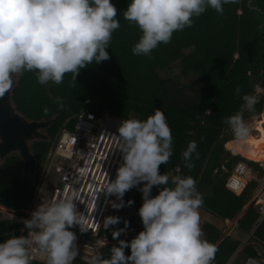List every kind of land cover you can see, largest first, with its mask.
I'll list each match as a JSON object with an SVG mask.
<instances>
[{
    "label": "clouds",
    "instance_id": "9594fccd",
    "mask_svg": "<svg viewBox=\"0 0 264 264\" xmlns=\"http://www.w3.org/2000/svg\"><path fill=\"white\" fill-rule=\"evenodd\" d=\"M236 2L130 0L123 18L141 33L131 49L132 54L150 56L160 44H169L174 33L191 28L194 17H200L209 8L223 15L224 5ZM117 17V9L111 0H0V97L11 89L14 77L25 72H33L42 86L49 83L60 85L66 74H71L72 80L76 81L80 71L88 65L107 61L106 49L113 33L121 26ZM239 92L237 88L236 93ZM257 94L243 95L240 111L224 120L237 144L246 142L250 134L259 136L256 127L264 114V100ZM258 101H263V111L255 117L250 132L243 112L254 111ZM55 103L58 109H63L62 97H57ZM49 111L47 107L43 109L45 115ZM85 111L89 110L82 112ZM117 132L118 135H114L115 148L122 155V163L115 179H108L102 191L115 197L111 207L119 210L134 203L138 189L143 201L138 210L143 230L136 236L131 232L133 239L128 242L119 240V246L111 247L108 258L98 250L106 247V240H98L96 249L82 257L85 264H212L218 248L203 238L199 213L203 196L197 189L196 179L190 175H176L170 180L169 175L159 171L173 155L172 129L164 112L156 109L145 120L124 119ZM196 150L197 143L190 141L182 153L184 166L189 170L195 167L192 157L196 153L198 158ZM46 162L47 158L44 165ZM43 170L44 166L41 173ZM40 180L41 175L39 183ZM154 187L158 189V195L153 197ZM132 191H135L133 201L125 203L123 197ZM78 195L77 190L69 188L64 196L41 203L31 213V219L23 220L24 229L21 231H26V235H11L0 242V264H34L37 258L43 264H74L79 250L77 235L70 229L78 226L81 233L87 232V217L76 206ZM136 212L137 209L134 215ZM128 220L123 221L124 228L112 231L114 240L128 228ZM120 222V217L109 216L103 220L102 227L106 231ZM96 225L101 226L97 222ZM125 249L130 250V255L125 254ZM257 253L258 257L254 259L258 260L262 256L258 250ZM238 257L243 261L248 258L240 257L236 252L230 261L237 263Z\"/></svg>",
    "mask_w": 264,
    "mask_h": 264
},
{
    "label": "trees",
    "instance_id": "16d2710c",
    "mask_svg": "<svg viewBox=\"0 0 264 264\" xmlns=\"http://www.w3.org/2000/svg\"><path fill=\"white\" fill-rule=\"evenodd\" d=\"M111 2L117 9L121 26L113 33L106 49L107 61L88 65L80 71L76 81L72 80L71 74H66L60 85L42 86L33 72L18 76L13 95L18 111L30 120L56 117V121L45 130L51 138L50 143H33V154L38 162L34 179L29 175L23 177V162L17 155L0 165V204L14 210L31 206L51 147L62 131L75 129V118L83 110L145 120L160 109L173 135V155L168 164L160 166V174L169 175L170 180L176 175L192 176L203 196L201 214L231 225L259 188L258 182L252 181L240 196L230 192L226 184L235 165L244 161L264 174L258 164L226 149L234 142V136L224 123L226 118L240 111L243 95H256L259 91L258 78L264 70V0H237L234 4H226L223 15L209 8L200 17H194L191 28L174 33L169 44H160L150 56L132 54L131 49L141 33L123 18L130 0ZM176 65L181 69L178 76L162 75ZM192 76L197 79L184 84V80ZM57 97L64 99L63 109H58ZM45 107L50 109L47 115L43 112ZM262 111L263 101H258L254 111L243 112V118H255ZM190 141L197 143L198 153V158L196 153L193 154L195 167L191 170L184 166L182 157ZM156 195L158 189L154 187L152 196ZM133 200L137 214L128 220L131 232L136 223H140L143 230L138 215L143 201L138 189ZM259 218L256 205L252 203L229 231L231 234L227 232L229 235L211 222L204 223L203 238L218 248L212 264H227L242 247L245 258H257L255 246L264 249V220L253 231ZM21 227L11 221L0 223V242L11 235L19 237ZM113 227H124V223L121 221L108 230ZM113 246H119V243L104 248V258L110 256ZM125 254L130 255V250L125 249ZM74 264L85 262L76 260Z\"/></svg>",
    "mask_w": 264,
    "mask_h": 264
},
{
    "label": "built area",
    "instance_id": "2783aa9c",
    "mask_svg": "<svg viewBox=\"0 0 264 264\" xmlns=\"http://www.w3.org/2000/svg\"><path fill=\"white\" fill-rule=\"evenodd\" d=\"M258 79L257 96L264 100V70ZM75 119V129L62 131L57 143H54L50 149L31 206L24 210H14L0 204V223L7 221L19 223L22 226L19 229V236L26 235V231H21L24 229L23 220L31 219V213L41 203L60 198L69 188H73L79 194L76 202L77 210L87 217L85 225L87 232L81 233L78 226L70 230L77 235L76 244L79 255L76 260L85 262L82 257H86L90 250L96 249L98 240L105 239L106 247H108L117 244L119 240L128 241L132 238V233L127 228L114 240L112 231L124 227H113L111 230L104 231L103 220L109 216H117L121 218V221H125L132 218L134 213L130 214V206L119 210L113 209L111 202L115 201V197L107 196L102 191L108 179H115L116 171L122 163V155L115 148L114 135H118L117 129L124 119L106 112L98 115L89 111L82 112ZM258 163L264 171V162ZM251 181L259 183V188L251 201V204L256 205L260 216L254 231L264 220V174L262 175L260 171L254 170L248 164L239 163L234 168L227 187L233 193L240 194ZM134 194L135 191L126 192L123 197L124 202L132 200ZM249 206L245 207L244 212L238 216L236 224L245 215ZM96 222L101 226L97 227ZM106 247H99V252L102 254ZM243 248L237 251V254L241 253ZM34 262L43 264L39 258ZM229 264H264V260L259 261L248 257L242 263L231 260Z\"/></svg>",
    "mask_w": 264,
    "mask_h": 264
},
{
    "label": "water",
    "instance_id": "95a60500",
    "mask_svg": "<svg viewBox=\"0 0 264 264\" xmlns=\"http://www.w3.org/2000/svg\"><path fill=\"white\" fill-rule=\"evenodd\" d=\"M18 79V76L14 77L11 89L0 97V163L17 155L23 162V177L29 175L34 179L38 162L33 155V143L51 142L44 130L53 126L56 117L34 121L21 114L13 98ZM262 126L264 128V124Z\"/></svg>",
    "mask_w": 264,
    "mask_h": 264
},
{
    "label": "rangeland",
    "instance_id": "374dc122",
    "mask_svg": "<svg viewBox=\"0 0 264 264\" xmlns=\"http://www.w3.org/2000/svg\"><path fill=\"white\" fill-rule=\"evenodd\" d=\"M180 72H181V69L179 68V65H176V66H174L173 68H172V70H170V72H163L162 73V75L163 76H167V75H169V74H173V75H176V76H178L179 74H180ZM197 78L195 77V76H192L191 78H189V79H186V80H184V84H187V83H191V82H193V81H195ZM132 118H135L136 119V117L134 116V117H132ZM244 119V118H243ZM261 119V118H260ZM254 120H255V118H250V119H248V120H245L244 119V121L246 122V124L249 126V128H250V132H252L251 131V129H252V127H253V124H254ZM252 135V134H251ZM57 143V140L55 141V144ZM233 148V150L234 151H238V149H239V151L241 150L240 149V144L239 145H237V146H235V147H232ZM227 149V148H226ZM243 150V149H242ZM238 151V152H239ZM240 153V152H239ZM250 161V160H249ZM48 163H49V161H48ZM47 163V164H48ZM0 165H2V163H0ZM135 189H137V188H135ZM134 196V195H133ZM133 201V200H132ZM137 209V206H136V204H135V202L130 206V210H131V212H130V214L131 215H133V213H135V210ZM199 213H200V226H201V229L203 230V225H204V223H206V222H211V223H213V224H215V226H217V227H219L221 230H223L224 231V233H226L227 234V232L229 233V234H231L229 231H231V230H233V228L235 227V225H236V221H237V219H235V221L231 224V225H224V223H220V222H218L216 219H214V218H212V217H210V216H206V215H204V214H201L202 212L201 211H199ZM136 214H137V212H136ZM140 231H142L141 230V224L140 223H136L135 224V229H134V232H133V236H136ZM228 234V235H229ZM232 235H235V233H233ZM236 237H238V235L236 236ZM249 238V237H248ZM247 238V239H248ZM246 240V239H245ZM256 247V250H258V252H259V254H261V256L262 257H260L258 260L259 261H261V260H264V249H262L260 246H258V245H256L255 246ZM240 257H244L243 256V254H241L240 253ZM239 257L236 259V261H237V263H241L243 260H239Z\"/></svg>",
    "mask_w": 264,
    "mask_h": 264
},
{
    "label": "bare ground",
    "instance_id": "6f19581e",
    "mask_svg": "<svg viewBox=\"0 0 264 264\" xmlns=\"http://www.w3.org/2000/svg\"><path fill=\"white\" fill-rule=\"evenodd\" d=\"M261 122H259L258 125V131H259V136H253L249 135V138L247 139L246 142L243 144H240V151H234L232 147H235L239 144L236 142L229 143L226 148L233 153L237 155H241L242 157L254 161V162H264V114L261 117ZM248 147V150L246 148ZM243 149V150H242Z\"/></svg>",
    "mask_w": 264,
    "mask_h": 264
},
{
    "label": "flooded vegetation",
    "instance_id": "af4514ba",
    "mask_svg": "<svg viewBox=\"0 0 264 264\" xmlns=\"http://www.w3.org/2000/svg\"><path fill=\"white\" fill-rule=\"evenodd\" d=\"M13 156V155H12Z\"/></svg>",
    "mask_w": 264,
    "mask_h": 264
}]
</instances>
